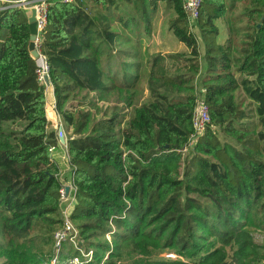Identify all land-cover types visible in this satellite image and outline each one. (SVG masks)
<instances>
[{
  "label": "trees",
  "instance_id": "1",
  "mask_svg": "<svg viewBox=\"0 0 264 264\" xmlns=\"http://www.w3.org/2000/svg\"><path fill=\"white\" fill-rule=\"evenodd\" d=\"M158 2L188 52L148 55L110 76L125 38L119 25L124 32L150 22L147 8ZM183 2L55 0L48 7L39 48L74 135L70 219L81 248L94 251L84 264H264V244L254 237L264 230V0L240 7L224 44L215 20L226 16L227 0H203L204 55ZM29 41L26 11L0 8V264H70L81 253L68 239L55 244L63 181ZM113 91L119 107L99 115L98 100ZM199 98L211 122L189 147Z\"/></svg>",
  "mask_w": 264,
  "mask_h": 264
},
{
  "label": "crops",
  "instance_id": "2",
  "mask_svg": "<svg viewBox=\"0 0 264 264\" xmlns=\"http://www.w3.org/2000/svg\"><path fill=\"white\" fill-rule=\"evenodd\" d=\"M246 1L247 0H234V8H231L230 6L232 2L231 0H227L229 9L226 16L224 18L215 20V24L219 29V34L217 36V42L219 44H224L229 38V20H231V18H233L238 12H240V7H242ZM147 10L148 14L150 15L148 18L150 22L147 23L146 20L143 19L142 21H139L135 26L129 24V28H124V32L121 31L123 26L119 25L120 32L125 35V38H123V40L117 46L116 51L110 58L112 64L109 69L111 73L110 76H112L113 74L120 75L123 72V65L128 62L134 61L143 62L144 57L148 55L157 53L188 52V47L183 42L179 41L169 28V18L171 16V11L166 7L164 2H158L156 7H148ZM26 13L29 17L31 15V10H26ZM132 29H134V31ZM128 30H131L130 33H127ZM199 31L200 30L197 25L196 29L193 32L197 35L198 41L200 43L201 53L202 55H204L206 51L205 43L203 42ZM128 51H131V54H129ZM44 85L46 88L47 105H56V97L52 84L47 85L45 82ZM90 97H97V95L94 92H90ZM99 101L100 100H98V102ZM121 104L122 102L120 103V106ZM47 116L50 121L48 133L51 137L52 135L53 137H57V141L51 147L52 156L60 168V176L63 181V186L65 185L64 183L68 185H65V187L70 186L69 190L67 191L66 198L61 199V201H77L75 198V188L71 179L72 171L68 163V140L74 138L72 129L64 127V122L60 114V117L58 118L52 113L47 112ZM60 126H62V129L64 130L63 138H60L58 136ZM68 172L71 173L70 180L67 179ZM75 204L76 202H73L69 207L72 212L75 208Z\"/></svg>",
  "mask_w": 264,
  "mask_h": 264
},
{
  "label": "built area",
  "instance_id": "3",
  "mask_svg": "<svg viewBox=\"0 0 264 264\" xmlns=\"http://www.w3.org/2000/svg\"><path fill=\"white\" fill-rule=\"evenodd\" d=\"M55 0H0V8H7L9 6H18L22 9L31 10L32 8L36 9V17H37V27L39 30V34L37 37L36 47L39 51V56L36 59V62L39 66L38 76L41 83H45V75L48 74L49 67L47 63L46 56L41 52L39 48L40 39H41V30L47 23V10L49 5ZM65 1H73V0H65ZM183 7L187 16V21L189 27L192 31L196 29L197 21L201 15V8L203 0H183ZM46 112L52 113L58 118L59 113L55 104L46 105ZM211 122L210 109L208 104L202 99L199 98L197 104L194 108L192 114V123L194 132L189 141V147H192L198 140V138L204 133L206 127ZM60 138L64 137V130L62 126H60L59 134ZM186 149V148H185ZM61 198L65 199L67 190L65 185L60 190ZM61 230V231H60ZM59 231H55V244L57 248H61L64 240L68 239L75 248H77L81 256H74L71 259L70 264H84L91 260L94 256V251L90 250L85 252L83 248H81L80 243L82 242L79 237V231L72 223L70 216H66V220H63V226ZM171 256L176 257L175 254H171ZM82 257H86L87 260H83ZM54 262V261H53Z\"/></svg>",
  "mask_w": 264,
  "mask_h": 264
},
{
  "label": "rangeland",
  "instance_id": "4",
  "mask_svg": "<svg viewBox=\"0 0 264 264\" xmlns=\"http://www.w3.org/2000/svg\"><path fill=\"white\" fill-rule=\"evenodd\" d=\"M163 19H164V17H163ZM197 32H198V30H197ZM127 33H130V30H128ZM116 90H118V89H116ZM135 92L140 94V89H136ZM118 95H120V93L118 91H113L110 95L104 96L103 98L100 99V101L98 102V105L96 106L94 111H97L99 113V115H102L101 113H110V112H112L115 109V107H119L118 106L119 98H115ZM137 98H139L138 95H137ZM70 172L67 173V179L68 180H70V178H71V173ZM64 184L66 186H68L66 183H64ZM73 202H76V204H77V201H64L63 202V204L66 205V206L62 209L64 211H60V213H61L60 217H61L62 220L65 221L66 220V216H70L71 215L72 211H71V209H69V207L71 206V204ZM61 226H63V224H61ZM60 229H61V227H58L56 231H59ZM254 237H255V240L257 242L264 244V230H256L254 232ZM171 254L172 253H165V255H171Z\"/></svg>",
  "mask_w": 264,
  "mask_h": 264
},
{
  "label": "water",
  "instance_id": "5",
  "mask_svg": "<svg viewBox=\"0 0 264 264\" xmlns=\"http://www.w3.org/2000/svg\"><path fill=\"white\" fill-rule=\"evenodd\" d=\"M28 22H29V46L28 49L31 53V55L34 58H37L39 56V51L36 47V42H37V37L39 34V30L37 27V17H36V9L32 8L31 9V15L28 17ZM45 82L47 85H50V76L49 73L45 75ZM168 147V146H166ZM66 190H69V187H66Z\"/></svg>",
  "mask_w": 264,
  "mask_h": 264
}]
</instances>
